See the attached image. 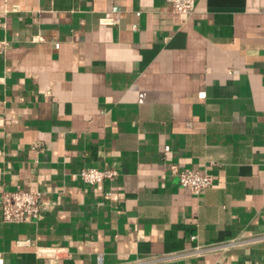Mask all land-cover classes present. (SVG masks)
Segmentation results:
<instances>
[{"label":"crops","instance_id":"0c3cea01","mask_svg":"<svg viewBox=\"0 0 264 264\" xmlns=\"http://www.w3.org/2000/svg\"><path fill=\"white\" fill-rule=\"evenodd\" d=\"M172 167L213 185L194 196ZM86 168L117 177L85 185ZM18 189L45 210L0 211V264H264V0L188 18L166 0H0V196Z\"/></svg>","mask_w":264,"mask_h":264},{"label":"built area","instance_id":"2783aa9c","mask_svg":"<svg viewBox=\"0 0 264 264\" xmlns=\"http://www.w3.org/2000/svg\"><path fill=\"white\" fill-rule=\"evenodd\" d=\"M173 13L191 17L195 13L196 0H166ZM115 20H107L106 24H114ZM173 173L177 174L179 185L188 190L192 195L199 197L205 190L213 185V180L208 174H200L194 171H176L172 167ZM117 172L113 169L86 168L74 175V178L85 185L95 186L109 183L115 180ZM45 210V205L41 201V194L18 189L14 192H6L0 196L1 220L3 223H31L36 221ZM256 238L255 240H259ZM264 239V236L261 237ZM254 241V240H253ZM243 242L232 241L227 244L215 247H199L194 253L200 254L213 249H225ZM27 244V242H24ZM97 264H102V257H97Z\"/></svg>","mask_w":264,"mask_h":264}]
</instances>
